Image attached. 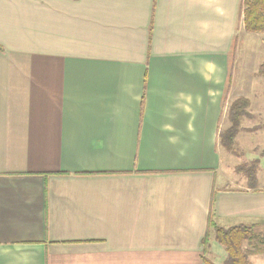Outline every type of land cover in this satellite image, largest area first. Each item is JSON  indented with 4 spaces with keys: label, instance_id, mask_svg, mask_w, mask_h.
<instances>
[{
    "label": "crops",
    "instance_id": "obj_1",
    "mask_svg": "<svg viewBox=\"0 0 264 264\" xmlns=\"http://www.w3.org/2000/svg\"><path fill=\"white\" fill-rule=\"evenodd\" d=\"M240 2L0 0V264H220L210 209L264 226V185L216 184Z\"/></svg>",
    "mask_w": 264,
    "mask_h": 264
},
{
    "label": "rangeland",
    "instance_id": "obj_2",
    "mask_svg": "<svg viewBox=\"0 0 264 264\" xmlns=\"http://www.w3.org/2000/svg\"><path fill=\"white\" fill-rule=\"evenodd\" d=\"M246 34L247 39L244 41H247V53L250 55L248 48L250 44L256 49L252 54L257 57V60L250 61L249 58H246L244 62L247 65L244 67L246 70L243 76L238 78L237 82L230 78L228 90L224 94L226 100H224V117L220 129L224 130L229 125L227 110L233 99L241 96L247 97L250 105L247 114L242 117L241 129L235 137L232 151L229 152L223 142L218 144L221 155V168L217 174L216 182L218 186L228 184L230 180L240 181L241 184L247 186L264 185V78L257 74L258 63L264 61V54H261L264 53V41L261 39V34ZM239 37L240 34L237 38ZM252 165H254V171H252L254 176H247L236 171L238 166L250 167ZM211 232L213 233V230ZM212 250L209 249L206 252L207 256L211 254ZM216 253L214 250L212 255L214 256Z\"/></svg>",
    "mask_w": 264,
    "mask_h": 264
},
{
    "label": "trees",
    "instance_id": "obj_3",
    "mask_svg": "<svg viewBox=\"0 0 264 264\" xmlns=\"http://www.w3.org/2000/svg\"><path fill=\"white\" fill-rule=\"evenodd\" d=\"M240 16L242 17L243 30L246 33L261 34L264 41V0H241ZM236 42L237 36L232 43V54H234ZM257 74L264 78V61L259 64ZM249 105V99L241 96L233 99L228 107L229 126L224 130H220L218 138L219 143L223 142L229 152L233 149L235 137L241 129L242 117L247 114ZM245 167L238 166L236 171L247 176H254L252 173L254 165ZM249 187L256 186L250 185ZM212 202L213 196L211 198ZM211 215L210 209L208 230L202 239V245L204 252L207 251L212 233L209 231V227H212L214 240L222 246L226 253V257L220 264H252L249 259L251 255L264 254V226L259 224H239L224 228L212 223ZM202 260L204 264H215L207 257L202 258Z\"/></svg>",
    "mask_w": 264,
    "mask_h": 264
}]
</instances>
